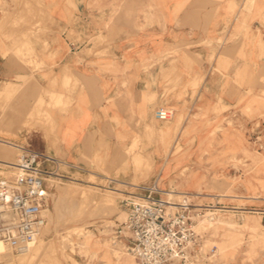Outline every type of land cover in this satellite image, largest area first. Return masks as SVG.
<instances>
[{
    "label": "crops",
    "instance_id": "crops-1",
    "mask_svg": "<svg viewBox=\"0 0 264 264\" xmlns=\"http://www.w3.org/2000/svg\"><path fill=\"white\" fill-rule=\"evenodd\" d=\"M258 30L264 0H0V91L13 81L24 101L42 87L61 95L52 128L32 125L22 142L86 166L137 135L135 149L154 151V173L135 172L131 157L121 178L164 188L195 177L185 162L167 167L155 110L184 112L183 147L199 145L211 129L194 128L195 117L234 116L245 91L236 74L242 54L258 52Z\"/></svg>",
    "mask_w": 264,
    "mask_h": 264
},
{
    "label": "rangeland",
    "instance_id": "rangeland-1",
    "mask_svg": "<svg viewBox=\"0 0 264 264\" xmlns=\"http://www.w3.org/2000/svg\"><path fill=\"white\" fill-rule=\"evenodd\" d=\"M22 3L27 4V1ZM249 7L250 4L247 8ZM253 44L258 52L242 54L244 63L241 66L242 69L236 74L240 80L245 81V91L235 104L238 106H235L234 116L195 117L194 128L198 126L199 129L203 127L211 131L205 133L199 145L191 149L184 148L182 143L191 134L189 125L184 126L186 120L184 112L175 111L170 119L161 122L159 131L160 138L165 141L167 167L175 168L185 162L187 165L181 171L184 173L190 169L189 166H193L192 176L195 177L194 180L187 181L171 180L169 185L164 182L163 189L197 193V196L190 198L193 214L197 212L204 214L207 207L219 208L215 219L208 220L206 217H201L195 220L198 239L194 248L188 251L187 259H177L169 264H264L263 30H258V36L255 42L253 40ZM18 54L21 55V52ZM19 86L13 81L6 82L0 91V138L11 140L17 145H30L28 142H22L24 131L30 130L32 125V127L40 125L43 128L50 125L52 128L51 111L61 101V95L49 92L42 87L32 95L29 101H24L19 97V91H21ZM47 95L49 99L46 101ZM228 108L221 104L214 107V112L219 114ZM147 138L150 141L153 140V134L149 133ZM193 140L195 137L191 138V142ZM131 141V145L126 148H118L113 150L112 154L110 152L107 155L95 157L84 166L87 170L83 172L74 170L69 172L70 178H53L58 180L61 186L73 187L74 191L79 188L78 194L85 192L86 189L85 193L88 197L83 193L78 195V199L77 196L73 197L77 193L72 189L70 194L73 196L68 195L72 201L76 198L75 201L78 203L80 198L84 199V196L88 200L92 198L90 202L86 199L80 201L82 203L87 201L85 202L87 211L84 214L80 216L68 214V216L67 213H61L60 218L58 216L57 220L51 221L48 227L49 232L43 235L45 240L48 239L47 247L44 248L45 244L44 250H41L44 253L40 251L42 254L40 253L39 260L33 257L34 263L37 260L35 264H116L121 257L132 256L127 249V235L120 234L117 240L115 235L121 226V221L118 220L119 213L122 214L121 210H123L120 203L123 197L121 190H131L133 187L119 181L109 184L108 177L138 184L143 180L135 178L129 182L120 176L121 172H125L129 166V159L132 157L135 172L148 171L153 174L155 164L153 150L135 149V146L141 142V137L135 135ZM13 147L15 146L9 147V144L0 141V175H10L14 170L2 162L3 160L16 162L20 151L17 147ZM115 159L118 164H115ZM62 169L68 170L65 166H62ZM146 177L147 175L143 179ZM108 187L119 188L120 196L118 193L108 191ZM53 191H55L54 186L50 187V192ZM106 193L114 198L116 209L113 212L108 209L101 210L105 211L104 213L98 212V199ZM55 199L57 198L49 199L52 215H55L53 208ZM83 205L81 204L80 207ZM93 205L97 213L93 211ZM248 222L253 225L252 228L249 227ZM211 223L215 224L211 226ZM54 227L58 235L56 234L52 241L49 233ZM76 227L80 231L73 230ZM104 229H106L105 232ZM87 230L92 231L93 236L90 252L85 253L80 251L78 241L84 239V236L79 233ZM94 239L100 240L101 243L94 244ZM48 245L52 247L49 246V248ZM36 254L34 256L37 258L39 255ZM132 257L131 264H135V259Z\"/></svg>",
    "mask_w": 264,
    "mask_h": 264
},
{
    "label": "built area",
    "instance_id": "built-area-1",
    "mask_svg": "<svg viewBox=\"0 0 264 264\" xmlns=\"http://www.w3.org/2000/svg\"><path fill=\"white\" fill-rule=\"evenodd\" d=\"M172 114L170 108L160 106L154 116L165 121ZM16 146L20 152L12 165V174L0 175V239L18 251L40 236L47 226L49 201L46 195L54 186L53 178H70V171L83 172L86 168L62 161L30 145ZM62 166L68 170H63ZM108 178L109 184L120 181ZM123 184L133 189L121 190L120 203L126 218L115 239L120 234L127 235V249L134 256L135 264H169L177 259L186 260L188 251L198 239L193 228V204L188 195L170 199L168 190L161 188L157 181Z\"/></svg>",
    "mask_w": 264,
    "mask_h": 264
},
{
    "label": "bare ground",
    "instance_id": "bare-ground-1",
    "mask_svg": "<svg viewBox=\"0 0 264 264\" xmlns=\"http://www.w3.org/2000/svg\"><path fill=\"white\" fill-rule=\"evenodd\" d=\"M250 2H251V0H250ZM249 6V4L246 6V7H248ZM147 69V68H146ZM0 141L1 142H3V143H5V144H9V147H10V145L12 146H15V147H17L16 145L17 144H15L14 142H12L11 140H6V139H2V138H0ZM15 147H13V148H15ZM12 148V147H11ZM6 149V148H5ZM17 149V148H16ZM11 159H13V158H11ZM61 160V159H60ZM11 161V160H10ZM10 161H2L3 163L5 162L6 163V165L7 166H9V167H12V165L14 164V162H10ZM87 170V169H86ZM5 173V172H4ZM90 173V172H89ZM78 174V173H77ZM93 174V173H92ZM98 175V174H97ZM91 176V175H90ZM103 176V175H102ZM104 178V177H103ZM101 180V179H100ZM104 180V179H103ZM99 181V180H98ZM120 183H125L124 181H119ZM53 185H54V187H55V191H53V192H48L47 193V195H46V199H47V201H49V199L50 198H52V200L54 199V198H57V199H55V203L53 204L54 205V213H55V215L53 214L52 215V213L50 212V209H49V211H48V223H47V226L44 228V230H43V232L41 233V235L40 236H38V237H36L34 240H32L27 246H25L24 248H21L20 250H18V253H14L12 250V248H10L4 241H2L1 239H0V264H35L36 263V261H35V263H34V261L33 260H35V259H38V257H40V253L42 252V253H44L43 251H41L42 249H43V247H44V245L46 244V242H47V240H45L44 239V237H43V235L48 231V230H50L48 227H49V224L51 223V221L53 220V221H55V220H57L56 218L62 213H67V215L69 214H71V215H73V216H75V215H82V214H84V212H86L87 211V209H86V205H87V203L85 204V202H87L86 200H88V198L86 199V197H88L87 196V193H85L86 192V189H85V192L83 191V192H80V194H85L86 195V197L84 196V195H82V196H84V199H86L85 200V202L84 203H82V202H80L82 199L80 198V201L78 202V203H81L82 205L83 204H85V205H83L82 207H80V205L81 204H78L77 203V201H75V200H77L78 199V195L80 196V194H78L77 193V191H78V189H77V191H74L75 189L73 188V187H70V186H61V185H59L60 184V182L58 181V180H55V179H53V183H52ZM104 185V184H103ZM86 186V185H85ZM86 188V187H85ZM72 189H73V191L74 192H76L77 193V195L75 194V196H73V194L71 195L70 194V192L72 191ZM83 190V189H82ZM103 190V189H102ZM104 190H106V189H104ZM107 190L108 191H111V192H115V194H117L118 193V195H119V192H120V189L119 188H117V187H108L107 188ZM166 190H168V192H169V194H168V198H170V199H172V198H180V197H182V193L183 192H185V191H176V190H173V191H171V190H169V189H166ZM175 191V192H174ZM79 192V191H78ZM70 194V196H73V197H76L77 196V199L75 198V199H73L74 201H72L71 199H69L70 198V196L68 197V195ZM91 193H89V195H90ZM183 194H186V195H188V197H189V199L190 198H192V197H195V196H197V193H191V192H185V193H183ZM91 196H93V195H91ZM120 196V195H119ZM90 197V196H89ZM70 200H68V199ZM92 197H90L89 198V200L91 199ZM97 198V197H96ZM84 199H83V201H84ZM94 199V198H93ZM114 198H112L111 197V195L109 194V193H106V194H104L103 196H102V198L101 199H98L99 201H98V212H103V211H101V210H110V211H112L113 212V210H115L116 208H115V206L116 205H114L115 203V201L113 200ZM88 200V202H90ZM96 200V199H95ZM95 200H94V202H95ZM72 201V202H71ZM114 201V202H113ZM95 203H97V202H95ZM94 204V203H93ZM86 206V207H85ZM89 206H90V204H89ZM93 211H94V205H93ZM118 209V208H117ZM97 210V209H96ZM94 211V212H96L97 213V211ZM171 210H172V212H174L175 211V207L174 206H172V208H171ZM219 210V208H217V207H207L206 208V212L204 213V214H200L199 212H197L196 214H194L193 215V218H194V224H193V228H194V230L197 232V224H195V220L197 219V218H201V217H206L208 220H212V219H215L216 217H215V214L217 213V211ZM91 211V210H90ZM122 211V214L121 213H119V216H118V220L119 221H123L125 218H126V212L124 211V210H121ZM105 212V211H104ZM103 212V213H104ZM112 212H109V213H112ZM91 213H92V211H91ZM107 213V212H106ZM108 213V214H109ZM61 214V215H62ZM99 214V213H98ZM102 214V213H101ZM68 215V216H69ZM91 215H93V214H91ZM106 215V214H105ZM72 216V217H73ZM79 216H78V218H79ZM61 216H59L58 218H60ZM108 221V220H107ZM110 221V220H109ZM57 222V221H56ZM215 223H211L210 225L212 226V225H214ZM248 225H249V227L250 228H252V224L250 223V222H248L247 223ZM53 227V226H52ZM80 228V227H79ZM67 229H69V228H67ZM82 229V228H81ZM87 229V228H86ZM73 230H75L76 232L77 231H80V229H78L77 227L76 228H74ZM71 231V230H70ZM106 231V229H104V232ZM49 232V231H48ZM79 233V232H78ZM50 235H51V238L50 239H52V241H53V238L55 237V235L57 234V229H55V227H54V229L53 230H51V232L49 233ZM79 234H81V235H83L84 236V239L83 240H81V241H78V244H79V248H80V251L81 252H85V253H88V252H90V243H91V241H92V236H93V232L92 231H90V230H87V231H83V232H80ZM58 235V234H57ZM225 237V236H224ZM49 238V237H48ZM63 238V237H62ZM55 239V238H54ZM223 239V238H222ZM224 240V239H223ZM113 242V241H112ZM48 243V242H47ZM93 243L94 244H98V243H101V241L100 240H98V239H94V241H93ZM208 243V242H207ZM50 244V243H49ZM51 245H53L52 244V242H51ZM51 245H48V247L50 246V247H52ZM204 245V244H203ZM46 247H47V244H46V246L44 247L45 249H46ZM49 247V248H50ZM63 248V247H62ZM194 248V247H193ZM44 250V249H43ZM48 250V249H47ZM49 250H51V249H49ZM52 250H53V248H52ZM41 251V252H40ZM63 251V250H62ZM39 252V253H38ZM45 252H47L46 250H45ZM38 254L39 256H37V258H36V256H34V254ZM41 253V254H42ZM36 254V255H37ZM127 255V254H126ZM129 256V255H128ZM128 256H124V257H121L119 260H118V262L116 263V264H131V262H133V260L131 259V257L133 256H131V257H128ZM33 257H35V259L33 258ZM33 258V259H32ZM41 258V257H40ZM132 258H134V256L132 257ZM39 260V259H38Z\"/></svg>",
    "mask_w": 264,
    "mask_h": 264
}]
</instances>
